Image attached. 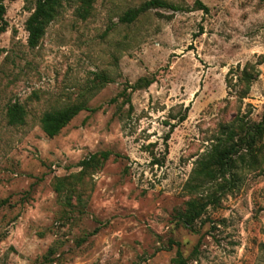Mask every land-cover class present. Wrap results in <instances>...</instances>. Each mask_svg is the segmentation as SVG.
I'll list each match as a JSON object with an SVG mask.
<instances>
[{
    "label": "rangeland",
    "instance_id": "obj_1",
    "mask_svg": "<svg viewBox=\"0 0 264 264\" xmlns=\"http://www.w3.org/2000/svg\"><path fill=\"white\" fill-rule=\"evenodd\" d=\"M36 1L4 2L0 264H176L178 252L186 264H264V138L244 137L264 117V0H202L207 14L154 9L132 24L120 17L148 0H94L85 18L65 0L32 49ZM140 78L154 83L132 89ZM15 103L23 125L8 124ZM77 104L88 110L45 136L42 115ZM230 132V182L191 190ZM209 197L192 229L177 222Z\"/></svg>",
    "mask_w": 264,
    "mask_h": 264
},
{
    "label": "trees",
    "instance_id": "obj_2",
    "mask_svg": "<svg viewBox=\"0 0 264 264\" xmlns=\"http://www.w3.org/2000/svg\"><path fill=\"white\" fill-rule=\"evenodd\" d=\"M7 0H0V33L6 30L7 22L4 19L5 16V6L4 2ZM65 0H37L33 13L26 21L25 29L28 33L27 44L29 48H35L38 46L39 41L45 33L47 26L55 19L58 10ZM94 0H81L82 10L80 12L82 18L89 15V11L92 8ZM154 9H167L172 12L180 11H203L208 13V8L204 5L202 0H195L191 8L183 9L180 6L173 5L164 0H148L141 4L139 7L131 8L127 10L121 17L120 23L122 24H132L141 15ZM248 78V77H247ZM246 81V80H245ZM154 83V79L140 78L131 87L134 90H140L149 87ZM249 82L246 81V88H248ZM88 110L83 104L72 105L65 107L63 109L54 110L47 112L40 118V126L48 138H53L57 136L81 111ZM7 121L11 126L23 125L26 117L25 110L23 106L15 103L8 107L7 110ZM185 120V116L181 118L180 122ZM230 136L224 144H219L215 146L203 160L198 164V168L194 171V179L198 183L191 187V190L195 191L202 187L204 183L213 182L218 179L229 183L226 176L231 173V170L235 167L234 156L237 154L240 146L230 141L233 140V133H229ZM244 137L248 140L247 144H253L257 140H262L264 138V117L261 121L252 125L247 129ZM169 135L166 136L168 140ZM110 154L108 152L94 154L88 159L81 162V166L84 170L93 168L95 166L101 165L103 162L107 161ZM62 184L57 187L60 191ZM214 198L207 200L204 199H193L186 204L184 211L177 213L176 219L179 224L185 228L192 229L194 223L198 221L202 215L205 213L207 207L214 202ZM176 264H186L182 255L178 252L175 260Z\"/></svg>",
    "mask_w": 264,
    "mask_h": 264
}]
</instances>
